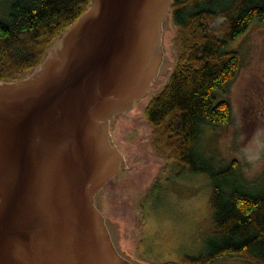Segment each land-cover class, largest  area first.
<instances>
[{"label":"water","instance_id":"95a60500","mask_svg":"<svg viewBox=\"0 0 264 264\" xmlns=\"http://www.w3.org/2000/svg\"><path fill=\"white\" fill-rule=\"evenodd\" d=\"M172 0H90L34 69L0 81V264H143L102 212L109 128L168 71Z\"/></svg>","mask_w":264,"mask_h":264},{"label":"trees","instance_id":"16d2710c","mask_svg":"<svg viewBox=\"0 0 264 264\" xmlns=\"http://www.w3.org/2000/svg\"><path fill=\"white\" fill-rule=\"evenodd\" d=\"M89 1L8 0L0 15V81L37 67ZM169 17L176 53L143 117L157 155L208 177L210 209L205 249L173 264H208L224 255L264 264V173L250 186L234 160L215 167L198 147L206 128L229 119L228 102L216 96L238 68L236 51L226 45L252 18L264 21V0H172Z\"/></svg>","mask_w":264,"mask_h":264},{"label":"rangeland","instance_id":"374dc122","mask_svg":"<svg viewBox=\"0 0 264 264\" xmlns=\"http://www.w3.org/2000/svg\"><path fill=\"white\" fill-rule=\"evenodd\" d=\"M7 1L0 0V15ZM173 31L169 22L163 35L168 71L109 128L124 164L116 180L103 186L102 212L116 222L121 249L143 264L179 263L184 255L203 251L210 222L208 177L157 155L143 117L144 105L162 86L174 60ZM226 48L236 51L238 68L216 96L228 102L229 119L206 128L198 147L215 167L234 160L239 176L251 186L264 173V21L252 18ZM208 264L246 263L224 255Z\"/></svg>","mask_w":264,"mask_h":264}]
</instances>
